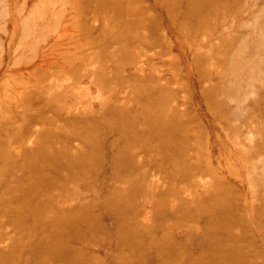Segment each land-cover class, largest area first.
<instances>
[{
  "label": "rangeland",
  "instance_id": "rangeland-1",
  "mask_svg": "<svg viewBox=\"0 0 264 264\" xmlns=\"http://www.w3.org/2000/svg\"><path fill=\"white\" fill-rule=\"evenodd\" d=\"M113 1L124 7L118 14L101 10L99 0H0V145L13 154L21 150L36 156L50 126L59 133L61 147L80 152L82 141L70 122L87 117L100 122L108 107L106 115L121 110L128 115L121 123L131 125V133L122 135L99 130L95 146L103 162H97L95 176L70 177L64 194L47 189L42 217L55 222L39 224L37 232L50 227L40 243L50 245L58 229L51 208L72 213L89 205L96 233L86 232V243H67L78 249L84 264L131 258V250L120 243L130 232L144 248L143 264H187L178 256L166 263L153 241L178 242L189 233L181 251L197 255L212 228L190 221L169 230L172 212L181 204L197 209V202L214 196L215 185L223 184L231 190L234 218L228 232L221 231L234 238L226 237L225 245L237 252V264H264V0H209L201 21L184 17L183 3L174 16L160 0ZM124 37L127 52L121 47ZM145 86L144 100L161 95L167 118L180 125L173 135L185 141L176 147L177 155L172 153L176 167L160 166L167 155L156 134L133 149L130 176L139 180L141 191L123 195L130 224L122 228L103 203L110 192H126L128 185L118 176L125 170L111 171L108 159L116 148L112 140H133L142 128L131 115L140 105L138 89ZM13 167L0 180V254L14 248V257H5L4 264H36L31 242L18 234L27 224H17L14 209L2 213L5 204H19L21 187L13 181L24 172ZM58 174L65 177V170ZM198 212L205 218L203 210ZM63 235L61 242L67 238ZM40 264L55 263L45 256Z\"/></svg>",
  "mask_w": 264,
  "mask_h": 264
},
{
  "label": "bare ground",
  "instance_id": "bare-ground-1",
  "mask_svg": "<svg viewBox=\"0 0 264 264\" xmlns=\"http://www.w3.org/2000/svg\"><path fill=\"white\" fill-rule=\"evenodd\" d=\"M207 1L209 0H160V2L168 8L170 14L174 16L179 14V7L183 3L185 4V9L182 11V15L187 18L194 17L198 19L203 17ZM99 7L103 11L112 10L115 14H118L124 8L123 5L118 6L113 0H99ZM94 9L96 10V8ZM133 26L137 27V23L134 22ZM143 29H145V27H143ZM125 39L121 42L123 52L126 49L125 42L128 38L126 40ZM147 91V86L138 89V99L140 105L136 112L131 115V119H133L134 122L135 120L139 122L142 125V128H140L139 132L136 133L133 140H125L119 144H117V141L112 140V145L116 148L114 154L112 153L113 156H110L108 159L111 171L115 172L117 168L125 170V172L119 173L118 176L125 183H127L128 188L126 192H110L105 195L103 203L108 212L120 222L121 226L119 224L118 225L122 228L130 224V218L128 215L129 208L127 209L128 206L124 200L125 198L123 199V195H133L141 191V183L139 180L137 181L134 177L130 176L135 168L132 160L133 149L136 146L142 147V138L148 137L151 134H156L159 139L160 146L164 149L160 148V150L162 152L165 151L167 155L165 159H162L159 162L160 166L176 167L177 160L172 157L174 155L172 153L177 155L176 147L180 148L185 141V136L179 137L173 135L180 129V125H178V122L175 121V119L167 118V113L161 107L164 105L161 95L158 97H152V99L148 97L144 100V93ZM109 108L110 107L107 108L106 113H108ZM106 113H103L101 118L102 120L100 122L96 121V119L92 117H87V119L85 118V120L78 123L70 122L75 126L76 134L82 141L83 149L77 153H72L65 147H61L58 142L59 133H52L50 126L45 128L42 138L40 139L41 141L39 140L40 146L37 150L36 156H31L27 151L21 150L19 153L13 154L11 151L6 150L7 147V149H9V146L6 147L5 145H0V180L3 178L2 175L3 172H5V169H13V165L23 168L24 172V176L22 178H18L16 181H13L21 187L20 195L18 197L19 204H17L15 208H13L11 204H5L2 213L6 214L11 209H14L17 224L20 226H23L25 223L27 224L24 229L18 232V234L20 233V240L26 238L31 242V250H29L35 252V254L37 253V257L35 258L36 264H40L44 260L45 256L50 257L55 264L86 263V259L80 256L78 249L70 247V245L68 246L67 243L75 241H82L86 243L87 239L85 238V233H96L98 222L91 214V206L80 205L75 208L72 213H61L59 209L56 208L57 206L51 208L50 211H55V215L59 218V222H57L58 229L54 230L55 238L50 245L45 246V244L43 245L40 243L42 234L44 231H46V233L49 232L50 227L48 231L46 229H43L41 232L37 231L41 222L47 224L55 222L51 219H45L42 217V212H46L47 210L45 199L47 189L50 187H56L62 194H64L67 180L70 179V177L78 178L79 181H82L86 177L95 176L97 162H103V159L97 152V147L95 146L99 130L101 128H105L109 133L121 135L131 133V125L121 123V119L128 117L125 112L116 109L109 115H106ZM60 168L65 170V177L59 176L58 171ZM8 176L14 180V177L10 174V172L8 173ZM171 176L174 177L177 175L171 174ZM182 177L184 179L186 175L183 174ZM214 188L215 189L212 192L214 196L208 195L204 198V200L202 199L197 202V209L191 210L188 206H186L187 204H181V210L177 212L174 211L171 215L174 218V224L169 227V230L178 226H184L190 221L200 223V226L205 229L212 228L198 245V247H200L197 255L190 253L185 254L181 251L190 241L189 233L182 241L178 242L173 239H154L153 243L159 252H161V255L166 263L178 256L187 259V264H237V262H235L237 252L231 251V249L225 245L226 237L233 241V236L223 235L221 233L223 230L226 234L230 229L231 224L234 222V218H232L229 213L230 210L233 209V204L227 195V193L229 194L231 190L223 184H217ZM2 190L3 193L7 192L4 185H2ZM172 193L173 191H170V194ZM68 195L76 196L78 193L76 191H69ZM112 195H116L117 199H112ZM216 195H221L222 197L213 198ZM28 196H31L32 199L26 202V197ZM200 210L205 212V218L198 212ZM26 214H31L32 216L29 221L24 219ZM216 226H219V229L221 230L216 229ZM62 234H64L63 236H66L67 238L61 242L60 236ZM136 240L137 238L135 239L132 232L125 235L120 243L124 249L126 248L131 250L132 259L127 258L126 260H123L122 258H119L116 264H143L142 261L145 256L144 248H142L139 242L136 243ZM164 244L171 245L172 250L163 251L162 247ZM176 249L179 251L177 250L174 252ZM14 251L15 250L13 248L6 255L0 254V264H4L3 259L5 257H14ZM8 261L9 262H5V264H13L10 260Z\"/></svg>",
  "mask_w": 264,
  "mask_h": 264
}]
</instances>
